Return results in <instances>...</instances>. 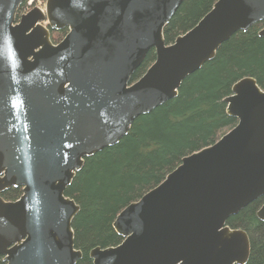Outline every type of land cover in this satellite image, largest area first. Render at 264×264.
<instances>
[{"label":"water","instance_id":"obj_1","mask_svg":"<svg viewBox=\"0 0 264 264\" xmlns=\"http://www.w3.org/2000/svg\"><path fill=\"white\" fill-rule=\"evenodd\" d=\"M23 1L0 0V256L77 264L79 206L65 190L84 158L175 97L234 32L264 21V0H217L171 43L163 30L183 0H46L45 13L16 22ZM45 18L47 28L37 23ZM151 48L155 60L133 81ZM224 102L236 124L127 204L112 223L123 239L92 248L91 264L247 262V232L226 222L264 196V89L242 77ZM10 187L22 193L4 200ZM256 215L264 221V203Z\"/></svg>","mask_w":264,"mask_h":264},{"label":"trees","instance_id":"obj_2","mask_svg":"<svg viewBox=\"0 0 264 264\" xmlns=\"http://www.w3.org/2000/svg\"><path fill=\"white\" fill-rule=\"evenodd\" d=\"M217 0H183L164 27L166 43L194 26ZM264 21L234 32L217 49L215 56L181 83L175 97L150 112L138 116L118 143L85 157L82 168L66 187L65 195L79 210L72 220L75 248L82 251L77 264H91L88 252L99 246H115L123 239L112 223L129 203L161 183L184 156L218 140L237 122L226 112L224 98L242 77H252L264 89ZM67 28L53 30L57 43ZM155 60L151 48L132 80L138 79ZM21 187L1 193L4 200H15ZM264 196L252 201L226 224L245 230L250 254L245 264H264V221L256 212ZM0 264H5L0 256Z\"/></svg>","mask_w":264,"mask_h":264},{"label":"built area","instance_id":"obj_3","mask_svg":"<svg viewBox=\"0 0 264 264\" xmlns=\"http://www.w3.org/2000/svg\"><path fill=\"white\" fill-rule=\"evenodd\" d=\"M33 6H38L41 10H43L44 9V1L43 0H26L22 10L26 11ZM45 23L46 22L43 21V24H45Z\"/></svg>","mask_w":264,"mask_h":264}]
</instances>
